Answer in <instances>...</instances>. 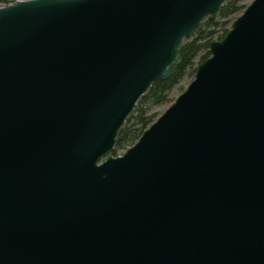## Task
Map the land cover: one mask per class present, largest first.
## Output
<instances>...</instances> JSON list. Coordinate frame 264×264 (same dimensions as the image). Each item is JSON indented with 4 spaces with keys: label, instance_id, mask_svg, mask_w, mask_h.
<instances>
[{
    "label": "water",
    "instance_id": "obj_1",
    "mask_svg": "<svg viewBox=\"0 0 264 264\" xmlns=\"http://www.w3.org/2000/svg\"><path fill=\"white\" fill-rule=\"evenodd\" d=\"M226 1L0 8V264H264V0L112 155Z\"/></svg>",
    "mask_w": 264,
    "mask_h": 264
},
{
    "label": "trees",
    "instance_id": "obj_2",
    "mask_svg": "<svg viewBox=\"0 0 264 264\" xmlns=\"http://www.w3.org/2000/svg\"><path fill=\"white\" fill-rule=\"evenodd\" d=\"M245 1L228 0L217 13L218 21L206 19L193 38L185 39L180 47L181 63L170 79L156 81L139 99L120 130L113 155L132 146L142 132L156 120L157 115L151 114L150 110L169 103L168 95L174 86L178 85L186 75H190L191 80L193 79L195 66L208 57L207 44L218 40L227 32L232 20L245 9Z\"/></svg>",
    "mask_w": 264,
    "mask_h": 264
},
{
    "label": "rangeland",
    "instance_id": "obj_3",
    "mask_svg": "<svg viewBox=\"0 0 264 264\" xmlns=\"http://www.w3.org/2000/svg\"><path fill=\"white\" fill-rule=\"evenodd\" d=\"M18 1H25V0H0V8H2V7H5V6H8V5H11V4H15L16 2H18ZM252 0H246L245 2H244V4L247 6L250 2H251ZM227 2V1H226ZM225 2V3H226ZM224 3V4H225ZM223 4V5H224ZM237 17V16H236ZM235 17V18H236ZM234 18V19H235ZM206 19H208V18H206ZM206 19L204 20V21H206ZM233 19V20H234ZM213 20H215V21H218V17H217V14H216V16H215V18L213 19ZM232 20V21H233ZM203 21V22H204ZM202 22V23H203ZM201 26V25H200ZM229 29V28H228ZM220 33V32H219ZM196 34V33H195ZM195 34L193 35V36H191L192 38L195 36ZM221 34V33H220ZM220 34H218V36L220 35ZM190 37V38H191ZM187 39V38H186ZM185 41V39L183 40V42ZM213 41H215V40H213ZM182 42V43H183ZM182 45V44H181ZM200 62V61H199ZM198 62V63H199ZM197 66V65H196ZM195 66V67H196ZM195 71V70H194ZM191 82V77H190V75H186L180 82H179V84L178 85H176V86H174L171 90H170V92H169V95H168V97H169V103H167V104H165V105H162V106H159V107H156V108H152L151 110H150V113L152 114V113H154V114H156L157 115V118L168 108V106L175 100V98L179 95V94H181L184 90H185V88L188 86V84ZM147 93V92H146ZM156 118V119H157ZM126 150V149H125ZM125 150H121V151H119V152H117V154H115L114 156H118V155H121V154H123L124 153V151ZM113 153V152H112ZM113 155V154H112Z\"/></svg>",
    "mask_w": 264,
    "mask_h": 264
}]
</instances>
